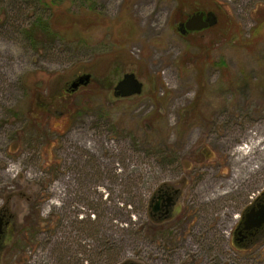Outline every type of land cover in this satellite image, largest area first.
<instances>
[{
	"label": "rangeland",
	"instance_id": "374dc122",
	"mask_svg": "<svg viewBox=\"0 0 264 264\" xmlns=\"http://www.w3.org/2000/svg\"><path fill=\"white\" fill-rule=\"evenodd\" d=\"M73 1L45 52L20 31L35 8L0 5V264H264V241L227 247L234 207L264 191V0ZM209 10L215 26L180 33ZM133 72L143 93L115 97ZM184 177L202 244L187 230L172 250L147 205Z\"/></svg>",
	"mask_w": 264,
	"mask_h": 264
},
{
	"label": "flooded vegetation",
	"instance_id": "af4514ba",
	"mask_svg": "<svg viewBox=\"0 0 264 264\" xmlns=\"http://www.w3.org/2000/svg\"><path fill=\"white\" fill-rule=\"evenodd\" d=\"M70 90V88L67 89V91ZM186 182V177H184L181 182H178L177 184L162 183L150 196L147 205V220H149V222L151 221L148 224L150 226L149 231L152 233L150 237H152L153 241H157L161 235L159 230H164L163 232L165 233L164 235L162 234V238H168V246L170 247H167V249L173 250L174 248H177L176 246L185 244L183 232H187V230L192 232L195 244L201 248L202 239L199 230L198 207H196L195 204H192V202L195 201L192 196L189 200L190 205H184L183 209L181 211L179 210V205H183L182 203L185 198L187 200V195H183V189L185 188L184 185ZM251 198V201L246 206L243 203V208L234 207V211H237L236 220L233 221L230 217V220L227 221L229 225L232 224L229 236H227V247L232 249L233 252H235L237 248L239 251H246V253L252 257L253 248L261 245L264 241V224L260 225L258 228H247V214L252 209L257 211L261 204L264 203V191L255 194V196H252ZM159 225L163 226V229H161V227L158 230ZM183 226H185L184 229H182ZM154 227L157 230H154ZM177 228L181 229V239L175 242V240L171 239V234L172 231ZM174 243H176V246Z\"/></svg>",
	"mask_w": 264,
	"mask_h": 264
},
{
	"label": "water",
	"instance_id": "95a60500",
	"mask_svg": "<svg viewBox=\"0 0 264 264\" xmlns=\"http://www.w3.org/2000/svg\"><path fill=\"white\" fill-rule=\"evenodd\" d=\"M217 21L218 16L213 11H195L184 22L179 23L178 26L180 33L185 35L187 32L202 31L206 28L213 27L217 24ZM91 77V73L80 75V77L71 83L70 89L75 91L81 85H89ZM143 88L144 84L137 78L135 72L125 73L123 78L114 86L113 93L117 98H124L134 96L135 94H142ZM8 224L9 221L6 220L5 214L0 212V243ZM262 224H264V203L261 204L257 211L252 209L248 212L246 227L258 228Z\"/></svg>",
	"mask_w": 264,
	"mask_h": 264
},
{
	"label": "trees",
	"instance_id": "16d2710c",
	"mask_svg": "<svg viewBox=\"0 0 264 264\" xmlns=\"http://www.w3.org/2000/svg\"><path fill=\"white\" fill-rule=\"evenodd\" d=\"M14 5L26 4L28 7L35 8V19L20 29L21 33L26 38L27 42L31 44L34 50L47 51L50 50L54 43H59L61 40V33L58 31L50 21V15L54 10L52 7L62 5L66 2L73 3V0H9ZM3 0H0L2 5ZM12 3V4H13ZM48 14V15H47ZM260 22V21H259ZM63 41V40H62ZM61 42V41H60ZM65 42V41H64ZM78 90V89H77ZM73 91V90H70ZM54 96H51L52 100ZM39 101V99H38Z\"/></svg>",
	"mask_w": 264,
	"mask_h": 264
},
{
	"label": "bare ground",
	"instance_id": "6f19581e",
	"mask_svg": "<svg viewBox=\"0 0 264 264\" xmlns=\"http://www.w3.org/2000/svg\"><path fill=\"white\" fill-rule=\"evenodd\" d=\"M18 167L17 166H14V165H10L9 166V169H8V171H6L5 173V177H8L9 176V174L11 173V172H16V171H18Z\"/></svg>",
	"mask_w": 264,
	"mask_h": 264
}]
</instances>
